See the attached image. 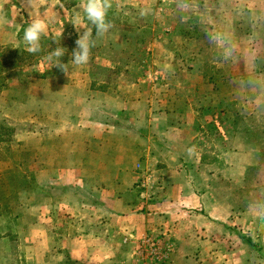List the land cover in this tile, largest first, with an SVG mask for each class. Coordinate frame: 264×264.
<instances>
[{"label": "rangeland", "instance_id": "rangeland-1", "mask_svg": "<svg viewBox=\"0 0 264 264\" xmlns=\"http://www.w3.org/2000/svg\"><path fill=\"white\" fill-rule=\"evenodd\" d=\"M107 2L106 33L97 35L83 21L94 40L86 64L73 66L71 59L86 30L71 22L80 0H53L45 11L53 25L39 53L0 44V264H115L94 263L92 244L83 247L85 255H70L69 240L94 234L115 242L120 264H167L174 250L176 259L177 252L186 254L194 264H264V0ZM14 3L0 0V19L12 16ZM21 6L19 15L30 20V5ZM113 39L117 50L106 44ZM58 47L68 72L46 62ZM109 49L101 58L106 63H97ZM81 72L93 91L55 90L70 81L86 86ZM182 79L196 80L195 91L183 94ZM130 83L143 92L133 94ZM110 92L122 102L148 97L147 125L116 119V128L98 137L97 111L84 117L83 110L102 102L118 109L108 108ZM131 105L125 108L143 109ZM156 123L193 128V166L165 165L174 147ZM139 146L149 150L148 159ZM131 163L134 174L125 177ZM183 183L203 198L193 219L203 247H171L175 222H187L181 211L191 209L175 200ZM216 196L229 208L222 224L204 220L207 201ZM139 213L155 216L154 226L134 236L112 227Z\"/></svg>", "mask_w": 264, "mask_h": 264}, {"label": "crops", "instance_id": "crops-1", "mask_svg": "<svg viewBox=\"0 0 264 264\" xmlns=\"http://www.w3.org/2000/svg\"><path fill=\"white\" fill-rule=\"evenodd\" d=\"M14 1H15V3H14L15 5H13L9 8L10 13L12 11V13H11L12 16L9 19L8 18L6 19L7 16L3 17V19H0V44H7V45L13 44V45H16L17 47H19L20 49H22L24 51V46H23V43L21 40V37L23 35L22 25H23L24 21L27 19L24 17H21L19 15L20 13L18 11V8H19V6L22 7L21 3L26 2V1L28 2V0H14ZM47 1H49L48 7L45 6ZM31 3L37 8V12L44 14V12L46 10H49V11L52 10L53 0H31ZM4 13H6V11ZM51 15H47L44 17H41L40 14L36 15V16H39V17L45 19L46 21H48L47 30H48V27L51 28V26L53 25L49 22ZM82 22H83V20H82ZM60 25L62 26L61 27L62 30H60V31L61 32L66 31V23L64 22V20L60 21ZM56 27L58 28L57 23H56ZM82 29L84 30L83 27L80 28L81 31H82ZM116 42L117 41H115V39H113L112 42L109 41L106 44L108 46L111 45L112 49L117 50L119 48V46L116 44ZM112 49H109V50L105 51L103 54H101V56H98L97 57V63H98V61L101 62V60H104V62L106 63L105 58L104 59H101V58L106 57L105 56L106 53H108V51H110ZM81 74H82V78L84 77L87 80L88 75L85 72L84 73L81 72ZM80 80L82 81L83 79H79V81ZM91 85H92V82H90L89 80H87L86 86L77 85V84L73 83L72 81H70L67 84H61L60 86H56L57 88H55V90H57V89H61V90H63V89L68 90L69 89V90H71L72 87L76 86V88L80 91L79 96H81L82 95V89L83 90H86V89L92 90ZM129 85H134V84L130 83ZM177 85H178V89L181 90L184 94V91H186V92H191L192 90L195 91V88L198 84H197L196 80H194V82H192V84H189V82L182 79L179 83H177ZM104 90H105V86L100 88L99 91L103 92ZM131 91L133 92V94H136V93L139 94V91L143 92L142 88H140L138 85H134L133 88L131 89ZM122 96H124V94ZM122 96H120V97H122ZM101 98L105 99V97H101ZM134 98H126V100H124L122 102V99L116 98L114 96V94L112 92H110V96H108V101H109L108 102V104H109L108 108H112V104L115 103V104H117L118 109H114V108H112L110 110L105 109V107L102 104L103 102H102L101 104L98 105V108L92 109L88 106V108L86 110H83V116L88 117L92 111H97L95 121H96V125H97L96 126V135L98 137H100V135L105 137V134H107V133L111 132V130L115 129L116 128L115 126L117 125V123L113 124V120H116V119L122 120L125 118H133L134 120H136L140 124V126H146L147 125L146 122L149 119L150 113H149V110H147V109L145 110L144 108H148V103L150 100L148 97H144L142 95H140L138 97H134ZM181 100L187 101V98L181 99ZM80 101H82V99ZM252 101H254V100H252ZM255 101H257V99ZM127 103H130V105L132 104L133 106L135 105L137 107L140 106L143 109H141V112H134V110L132 111L131 109L125 108L126 107L125 104H127ZM83 107H84V105H83ZM120 107H122V108H120ZM137 107L135 108V110L137 109ZM159 113H161V112H159ZM135 115H136V117H135ZM151 115L152 114H150V116ZM156 115H157L159 120L160 119L164 120L167 118L164 114H156ZM156 127L159 128L160 124L156 123ZM161 127L162 128H159V129L163 130L162 131L163 134L165 136H167V138H169L172 142V143H168L167 146L174 147L173 149H170V152H167V156H170V157L168 158V160H166L165 165L177 166V167L185 166L187 168L193 166L197 160V156L194 154L195 152L193 151V148H192V139H193L192 138V129L193 128H191V126H188V125H181L180 123L178 124L177 127H174L173 129L166 128L167 125L162 124V123H161ZM107 129H109V130L107 131ZM121 129L123 131H125V133L128 132L126 127L121 128ZM121 129L118 128V130H121ZM148 129H149L148 127H144L145 131ZM159 129H154V131H159ZM188 134L190 137L188 136ZM169 135H173V136L169 137ZM146 136H149V135L146 134ZM148 139H149V137H148ZM245 141H246V143L248 142L247 140H243L244 143H245ZM138 148L140 150V153L143 154L144 157H146V159H148L149 155H150V152H148L149 150H144L141 146H139ZM189 150H191V152ZM163 158L166 159V157H164V156H163ZM170 159H173V162H170ZM137 160H136V162H137ZM134 163H131L127 166V168H129L128 169L129 171H123V175L125 177L131 176L132 174H134V171H133ZM142 163H144V162H142ZM101 164H103V163H101ZM112 164H113V166L118 165L115 161L112 162ZM177 182H178V180H177ZM183 185H184V192L178 193L175 197V200H177L179 203H182L185 207H191V209H188V211H186V210L181 211V212H184V215L187 218V222H185L184 224H182L180 222H175V233H174L175 238H174V242H172L171 247L173 246L175 248L178 245L185 246V247H190V246H195V247L202 246L203 247L206 245V243L200 242V238H198L196 236V234L193 233L196 230L202 229V228H198L197 224L195 223L196 220H194V223H193V219H195L194 214L197 215L195 210L201 206V203H203V198L201 196L197 195L195 193V191L192 190L190 185H188L186 183H183ZM182 189H183V187H181V190ZM205 205H206V202H205ZM207 205H209V207L204 212L205 216H206L204 219L205 221L211 220L213 222L216 221L217 223L220 222V224H222V222L227 220V217L229 216V208H226V201L224 202L221 197L216 196L215 198H213V201H207ZM211 205H215L217 207L216 210L211 209ZM180 210H182V209H177L176 211H180ZM154 221H155V216L153 217V215H147L145 213H139V214H135V215L125 214L124 217L121 218L120 227L119 228H117L116 226H112V227H114L115 230L120 229V232L122 234L124 233L127 236L128 235L134 236L135 233L139 234L142 231H144L145 229H147L148 227L152 228V225L154 226V224H153ZM179 224H180V226H183V228H184V231L182 233H179V229L176 230V228H180ZM112 227H110V229H112ZM209 227L210 226H208V225H206V227H203L204 231L207 232ZM173 232H174V230H173ZM90 244H92V246L94 247L93 251H92L94 263H101V262L112 263L113 262L115 264H120L119 263V253H118V250L115 248L116 247L115 242H113L112 240L103 241L101 239V237H99L97 234H94L92 237H89V236L86 237L83 235L82 237H79L78 239L74 238L72 240H69L68 241V248H72V250H70L69 253H70V255H85L86 252L83 249V247L87 248L90 246ZM73 248H76L77 251L73 250ZM120 252H122V251H120ZM129 252L130 251H126L127 254ZM174 253L175 254H173L172 258H170V260L168 261L167 264H194V261L191 258L193 256H189L186 254H179L177 252V259H176V251L175 250H174ZM130 256H131V254H130ZM96 261H98V262H96Z\"/></svg>", "mask_w": 264, "mask_h": 264}, {"label": "clouds", "instance_id": "clouds-1", "mask_svg": "<svg viewBox=\"0 0 264 264\" xmlns=\"http://www.w3.org/2000/svg\"><path fill=\"white\" fill-rule=\"evenodd\" d=\"M30 5L29 17L30 20H25L22 25V43L24 46V51L30 54H37L41 51V40L42 37L47 35L48 21L39 16H35V7L32 5L31 0H28ZM79 10L71 22L76 27L77 31L81 27L86 30L79 38L76 40V48L71 53L72 65H83L89 60L91 48L94 46V40L91 38V34L83 21H87L92 26L96 28V34L102 35L106 33L110 28V22L108 21V10L111 5L107 0H80L78 4ZM82 14V16H81ZM43 15H47L45 12ZM62 34V33H61ZM18 48V47H16ZM65 55L63 48H55L51 50L46 57V62L64 72H68L64 63H61V57ZM191 152V150H189Z\"/></svg>", "mask_w": 264, "mask_h": 264}, {"label": "trees", "instance_id": "trees-1", "mask_svg": "<svg viewBox=\"0 0 264 264\" xmlns=\"http://www.w3.org/2000/svg\"><path fill=\"white\" fill-rule=\"evenodd\" d=\"M23 54H28V56H30V55H31L30 53H27L26 51H23Z\"/></svg>", "mask_w": 264, "mask_h": 264}]
</instances>
